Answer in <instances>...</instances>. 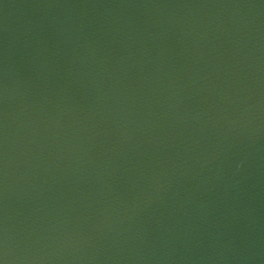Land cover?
Wrapping results in <instances>:
<instances>
[{
	"label": "water",
	"instance_id": "obj_1",
	"mask_svg": "<svg viewBox=\"0 0 264 264\" xmlns=\"http://www.w3.org/2000/svg\"><path fill=\"white\" fill-rule=\"evenodd\" d=\"M0 264H264V0H0Z\"/></svg>",
	"mask_w": 264,
	"mask_h": 264
}]
</instances>
